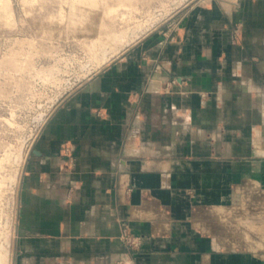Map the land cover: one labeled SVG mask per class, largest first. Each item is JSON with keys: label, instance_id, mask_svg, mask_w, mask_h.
Wrapping results in <instances>:
<instances>
[{"label": "crops", "instance_id": "crops-1", "mask_svg": "<svg viewBox=\"0 0 264 264\" xmlns=\"http://www.w3.org/2000/svg\"><path fill=\"white\" fill-rule=\"evenodd\" d=\"M227 4L195 8L181 40H142L54 110L25 160L14 264H264V228L245 242L253 229L223 213L240 201L217 189L231 161L264 188V0ZM194 187L213 190L182 194Z\"/></svg>", "mask_w": 264, "mask_h": 264}, {"label": "rangeland", "instance_id": "rangeland-1", "mask_svg": "<svg viewBox=\"0 0 264 264\" xmlns=\"http://www.w3.org/2000/svg\"><path fill=\"white\" fill-rule=\"evenodd\" d=\"M229 1L233 0H0V255L6 254L5 264H14L25 160L54 110L142 40L156 35L181 40L183 24L195 8L225 9L222 3ZM134 29L138 31L130 37ZM236 30L234 44L241 41ZM104 48L111 49L106 56ZM86 65L91 69L83 70ZM171 84L177 85V80L163 90L172 93ZM42 112L44 121L35 120ZM205 163L200 174L213 173L209 165L214 162ZM225 164L229 167L223 173L230 179L217 188L219 195L234 196L240 203L231 206L229 200L223 213L243 217L240 228L253 229L254 236H244L245 242L262 243L258 231L264 228V188L246 176L239 161ZM209 190L213 188H184L182 194L195 199ZM122 240L134 250L142 243L141 237L128 235Z\"/></svg>", "mask_w": 264, "mask_h": 264}, {"label": "water", "instance_id": "water-1", "mask_svg": "<svg viewBox=\"0 0 264 264\" xmlns=\"http://www.w3.org/2000/svg\"><path fill=\"white\" fill-rule=\"evenodd\" d=\"M137 31H138L137 29H134V30L132 31L130 37H132L133 34H135ZM110 50H111V49L104 48V49L102 50L104 56H106V54H107ZM88 67H89V65H86V66L83 68V70H86V68H88ZM89 69H91V68L89 67ZM87 72H88V70H87ZM84 76H85V75H84ZM70 83L73 84V82H70ZM45 116H46V113L42 112L41 114H39V116L36 117L35 120L40 121V122H41V121H44Z\"/></svg>", "mask_w": 264, "mask_h": 264}, {"label": "bare ground", "instance_id": "bare-ground-1", "mask_svg": "<svg viewBox=\"0 0 264 264\" xmlns=\"http://www.w3.org/2000/svg\"><path fill=\"white\" fill-rule=\"evenodd\" d=\"M229 2H231V1H229ZM225 7H228V4H227V6L225 5ZM122 39H124V38H122ZM5 262H6V254L0 255V264H5Z\"/></svg>", "mask_w": 264, "mask_h": 264}, {"label": "built area", "instance_id": "built-area-1", "mask_svg": "<svg viewBox=\"0 0 264 264\" xmlns=\"http://www.w3.org/2000/svg\"><path fill=\"white\" fill-rule=\"evenodd\" d=\"M124 237H125V235H124Z\"/></svg>", "mask_w": 264, "mask_h": 264}]
</instances>
